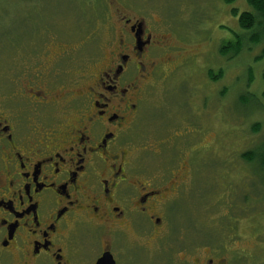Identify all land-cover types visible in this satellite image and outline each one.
Here are the masks:
<instances>
[{
  "label": "flooded vegetation",
  "instance_id": "1",
  "mask_svg": "<svg viewBox=\"0 0 264 264\" xmlns=\"http://www.w3.org/2000/svg\"><path fill=\"white\" fill-rule=\"evenodd\" d=\"M105 2L99 65L87 49L78 66L80 47L96 36L90 28L60 29L57 17L40 11L29 16L35 27L25 40L7 51L0 71L12 83L0 87V264H128L126 246L164 239L159 208L196 184V168L161 172L131 159L144 86L165 66L160 58L169 45L159 23L132 1ZM174 136L185 141L182 134L163 138ZM163 241L148 252L165 254L156 264L225 262L201 259L203 243L185 240L174 250ZM176 254L181 262L174 263Z\"/></svg>",
  "mask_w": 264,
  "mask_h": 264
},
{
  "label": "rangeland",
  "instance_id": "2",
  "mask_svg": "<svg viewBox=\"0 0 264 264\" xmlns=\"http://www.w3.org/2000/svg\"><path fill=\"white\" fill-rule=\"evenodd\" d=\"M105 1L110 0H0L1 74L7 51L35 27L29 16L36 11L57 17L63 30L90 28L96 36L80 47L78 66L86 62L82 54L87 49L99 65ZM130 1L159 23L157 33L169 45L160 58L165 66L144 86L142 113L130 138L131 159L161 172L170 167L197 171L191 192L184 186L171 204L161 205L165 223L157 231H163L164 244L169 241L174 250L183 248L185 240L203 243L201 259L264 264V168L258 157L264 144V40L250 43L251 30L239 22L242 12L256 10L247 0ZM238 41L244 48L233 56L229 47ZM14 55L18 60V52ZM16 81L20 86L24 79ZM10 84L0 78V87ZM167 133L182 134L185 141L163 138ZM171 150L174 157L169 158ZM162 240L143 239L144 245L135 249L127 245L128 264H156L165 254L152 258L148 252L162 246ZM180 257L176 254L174 263Z\"/></svg>",
  "mask_w": 264,
  "mask_h": 264
},
{
  "label": "trees",
  "instance_id": "3",
  "mask_svg": "<svg viewBox=\"0 0 264 264\" xmlns=\"http://www.w3.org/2000/svg\"><path fill=\"white\" fill-rule=\"evenodd\" d=\"M227 2H232L234 0H226ZM248 4L253 6L256 10V14L252 12H242L239 17V22L242 28L251 30V34L249 35V42L252 44H260L264 40V0H247ZM237 10H234V14H237ZM231 48L232 55H239L241 53L242 49L244 48L243 45H241L240 41L237 42V44H233ZM226 47H222L221 51L223 53L226 52ZM264 55V51H263ZM262 56V55H261ZM259 56L258 58H260ZM210 76H214V74L210 73ZM264 78V73H263ZM260 153H258V157L260 160L261 167L264 168V144L262 148L260 149ZM249 157V156H248ZM250 158V157H249Z\"/></svg>",
  "mask_w": 264,
  "mask_h": 264
}]
</instances>
